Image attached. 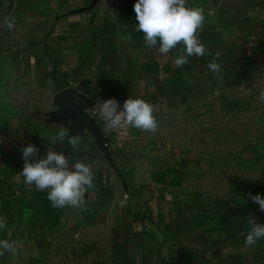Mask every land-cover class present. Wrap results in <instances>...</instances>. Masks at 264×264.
<instances>
[{"label":"crops","instance_id":"crops-1","mask_svg":"<svg viewBox=\"0 0 264 264\" xmlns=\"http://www.w3.org/2000/svg\"><path fill=\"white\" fill-rule=\"evenodd\" d=\"M94 1L0 0L15 17L11 48L1 52L13 66L5 91L16 111L0 127L1 149L11 156L0 159V240L18 245L0 264H43L65 237L96 239L107 264H264V239L245 246L247 219L264 224L248 197L264 198V102L256 87L257 76L264 79V0H187L204 10L196 35L206 55L182 68L173 62L182 44L160 55L159 41L149 48L135 31L136 0ZM217 52L214 75L207 65ZM70 88L91 103L132 97L167 111L244 102L256 128L237 148L203 151L133 128L112 164L87 127L74 133L70 117L54 116L57 95ZM62 127L81 136L77 148L49 142ZM28 143L39 148L32 162L50 147L65 154L69 170L77 160L91 165V211L53 208L47 190L24 184Z\"/></svg>","mask_w":264,"mask_h":264},{"label":"clouds","instance_id":"clouds-1","mask_svg":"<svg viewBox=\"0 0 264 264\" xmlns=\"http://www.w3.org/2000/svg\"><path fill=\"white\" fill-rule=\"evenodd\" d=\"M187 0H136L133 10L136 14L137 24L135 31L143 32L144 41L147 47L155 48L159 41L158 53L167 55L177 45L182 44V54L174 58L177 67H183L190 63V57L203 58L206 55V47L196 35L197 30L202 27L205 16L204 10L200 7H187ZM5 26L11 30L15 27V17H9L4 21ZM220 53L217 52L208 68L214 75H219L221 65L216 62ZM256 87L259 91L258 99L264 102V79L257 76ZM81 94H83L81 92ZM154 106L141 98L129 97L124 101L123 109H119L117 99L109 98L102 101L100 115L109 130H119L131 126L155 135L158 130V121L153 115ZM67 143L72 148H77L81 141L80 135H70L68 129L63 127L49 142ZM39 148L28 143L22 149L24 165L20 175L24 184L34 186L38 191L47 190V199L53 208H75L82 212H89L85 195L95 187V174L90 164L77 160L74 170H69V161L65 154L47 148L46 157L32 162L37 156ZM248 197L259 204L260 210L264 211V198L251 193ZM250 230L245 238V246L250 247L257 241L264 239V224H257L255 217L247 219ZM6 221L0 219V229L4 228ZM18 250L17 241L0 240V256L5 252L16 254Z\"/></svg>","mask_w":264,"mask_h":264},{"label":"rangeland","instance_id":"rangeland-1","mask_svg":"<svg viewBox=\"0 0 264 264\" xmlns=\"http://www.w3.org/2000/svg\"><path fill=\"white\" fill-rule=\"evenodd\" d=\"M9 17V9L0 2V51L8 52L12 45L4 24ZM153 115L158 121V130L155 135L144 133L199 151L237 148L256 128L255 117L244 102L224 99ZM94 240L89 237L83 240L58 238L56 247L46 255L43 264H107L105 245Z\"/></svg>","mask_w":264,"mask_h":264},{"label":"water","instance_id":"water-1","mask_svg":"<svg viewBox=\"0 0 264 264\" xmlns=\"http://www.w3.org/2000/svg\"><path fill=\"white\" fill-rule=\"evenodd\" d=\"M97 2L94 1L93 5ZM13 73V66L9 58L0 51V127L4 124L3 118L5 114L12 116L16 111L12 108L9 98L7 97L5 87L8 80L11 78ZM58 104V110L54 116L56 118H69L71 120L72 132H76L79 128H88L89 132L92 133L98 143L99 150H101L109 161L113 164V155L106 147L109 139L105 137L100 125L91 118L87 113V109L91 106V101L83 96L76 94L73 88L66 89L56 97ZM73 133V134H74ZM0 141V159L10 158L6 152L1 149Z\"/></svg>","mask_w":264,"mask_h":264},{"label":"built area","instance_id":"built-area-1","mask_svg":"<svg viewBox=\"0 0 264 264\" xmlns=\"http://www.w3.org/2000/svg\"><path fill=\"white\" fill-rule=\"evenodd\" d=\"M70 86L75 87L73 83H70ZM102 101L103 100L92 101L91 106L89 107V109H87V113L90 115L91 118L95 119V121L100 125L105 137L109 139V142L106 144V147L109 149V151L114 157L121 153V151H123L128 142L131 140L133 128L131 126H128L115 131L107 129V127L105 126V122L100 115V107ZM118 104L119 109L122 110L124 101L118 102ZM150 104L154 106L153 113L159 114L164 111L162 105H156L152 103ZM125 197L128 198V196Z\"/></svg>","mask_w":264,"mask_h":264}]
</instances>
